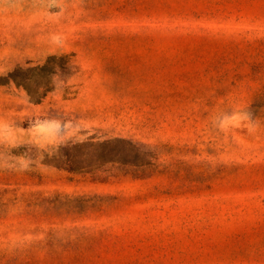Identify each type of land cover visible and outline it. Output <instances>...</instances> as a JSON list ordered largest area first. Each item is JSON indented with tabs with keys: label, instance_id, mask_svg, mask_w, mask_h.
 Here are the masks:
<instances>
[{
	"label": "rangeland",
	"instance_id": "1",
	"mask_svg": "<svg viewBox=\"0 0 264 264\" xmlns=\"http://www.w3.org/2000/svg\"><path fill=\"white\" fill-rule=\"evenodd\" d=\"M0 264H264V0H0Z\"/></svg>",
	"mask_w": 264,
	"mask_h": 264
},
{
	"label": "trees",
	"instance_id": "2",
	"mask_svg": "<svg viewBox=\"0 0 264 264\" xmlns=\"http://www.w3.org/2000/svg\"><path fill=\"white\" fill-rule=\"evenodd\" d=\"M54 59H55V57H49L47 62H46V64L44 66H41V67H38V68L43 69L44 67H46ZM12 78L16 81L17 85L24 86V88H26L28 90L29 94L32 95V96L38 95L39 90L41 88H45V86H47V85H43V87L39 86V87H36V89H32V87H31L32 86V83H31L32 82V78L31 77H25L24 79L18 80L16 75H14V77L12 75ZM45 91H47V89H45Z\"/></svg>",
	"mask_w": 264,
	"mask_h": 264
}]
</instances>
